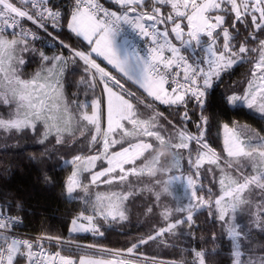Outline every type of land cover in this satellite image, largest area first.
<instances>
[{
  "label": "snow or ice",
  "instance_id": "1",
  "mask_svg": "<svg viewBox=\"0 0 264 264\" xmlns=\"http://www.w3.org/2000/svg\"><path fill=\"white\" fill-rule=\"evenodd\" d=\"M24 3L31 4L34 15L17 7L12 0H0V103L8 106L7 113L0 114V132L20 133L27 129L35 134L37 125L42 124L43 131L39 133L37 142L43 144L53 136L56 145H63L66 135L75 139L73 129L79 127L81 136L85 130L92 132L90 144H102V151L96 155H76L66 162L74 166L65 181L66 194L71 197L78 190L83 191L86 196L85 211L90 208L92 213L85 215L81 212L72 220L71 231H92L103 235L95 223L97 217L105 221L127 219L125 202L133 195L132 191L110 190L92 194L89 193L90 185L99 181L108 186L115 183L119 187L128 182L129 176H140L145 172L155 176L158 168L162 172H170V168L166 169L161 164L166 152L157 151L156 147L172 150L174 165L178 163L180 153L187 150L189 167L195 170L197 176L205 165H208L206 171L209 173L214 168L219 169L218 192L208 188L207 198L197 196L194 182L189 178L190 202L187 207L177 209L186 212V217L169 222L155 235L133 243L127 253L132 254L139 244L172 233L179 225L188 223L191 227L193 212L204 208L210 214L215 213L223 225L224 234L230 241L231 264H264V254L257 255L258 251H264V245L252 244L253 228L264 233V136L247 128H230L224 124L226 157H222L208 143V117L204 115L208 90L213 86L214 79H219L221 73L233 65L255 56L253 79L248 81L244 93L225 95L223 99L233 106L246 105L264 118V39L258 35L264 34V0H117V4L123 7L119 14L104 9L97 0H74L67 26L76 35L88 40L89 44L94 43L95 47L86 53L71 49L63 42L61 44L69 48L73 60L79 58L84 62L85 72L91 75L90 87H94L97 80L102 82L103 91L107 93L106 128L101 125L98 99L70 104L65 97L62 77L67 61L62 55L49 57L40 52L41 61L51 66L42 67L31 79L21 78L18 69L25 64L23 54L35 51L31 49L29 38H37L35 33L22 26L21 19L26 18L45 29L44 21L51 22L55 27L61 17L59 9L51 6V0H24ZM165 5L171 9L166 14L161 11ZM226 17L231 20L230 24L226 22ZM185 20L187 32L182 27ZM237 23L248 33L243 40L239 39L243 33L237 28ZM124 25L150 38L153 46L141 54L138 48L129 47L127 37L119 42ZM170 33L182 47H199L205 55L189 63L181 48L172 43ZM93 37L96 39L93 40ZM249 41L257 46L249 47ZM92 53L104 56L122 77L143 89L153 101L187 109L188 101L194 100L195 107L200 109L199 122L195 124L197 132L192 133L186 127V122H191L187 110L181 116V125L168 121L173 129L168 132L159 122L163 114L157 112L152 104H144L137 98L138 104H142L149 113L144 117L137 105L132 103L133 94L116 76L101 68L92 59ZM113 133H118L120 139H115ZM123 142H127L128 147L122 146L120 151L110 152L113 145ZM146 152L150 153L151 160L138 168L136 161ZM100 159L106 160L108 167L92 173L89 185L82 184L81 174L91 172ZM126 165L129 167L126 168ZM245 165L250 168L247 174ZM101 177L107 178L101 181ZM178 178L172 177L173 180ZM45 180L48 178L45 177ZM213 180L216 181L215 176ZM170 183L171 180L162 185L163 192L168 191ZM157 184L161 182L157 181ZM253 189L260 190L256 201L251 199ZM155 195L158 200L160 193ZM245 210L251 217L248 225L237 222L238 214ZM171 215L167 209L162 213L165 221ZM19 222L18 217L8 215L4 206L0 205V264H53L57 258L59 264H77L71 257L46 253L41 243L43 238L35 241L19 238L12 231L13 225ZM212 238L216 239L215 236ZM189 251L192 259L187 264H207L205 250ZM212 252L215 253L216 249ZM78 264H133V261L81 257ZM151 264L177 262L151 261Z\"/></svg>",
  "mask_w": 264,
  "mask_h": 264
},
{
  "label": "trees",
  "instance_id": "2",
  "mask_svg": "<svg viewBox=\"0 0 264 264\" xmlns=\"http://www.w3.org/2000/svg\"><path fill=\"white\" fill-rule=\"evenodd\" d=\"M104 1L123 10V7L116 2ZM148 11L151 9L148 8ZM226 22L230 24L231 20L226 17ZM236 26L243 33L239 38L243 40V37L247 36L248 33L239 23ZM169 27L171 26L169 25ZM258 35L264 39V34ZM170 37L179 45L181 44L174 38V34L170 33ZM48 38L53 43L52 45L34 39L29 40L31 49L35 51L30 50L23 54L25 64L18 69L21 78L31 79L32 75L42 67L51 66L41 61L40 52L49 57L62 55L65 58L68 55L66 69L62 77L67 100L72 104L75 101L90 102L99 98L100 89L97 82L94 87L89 86L91 75L85 72V64L79 58L73 60L69 48L63 46L68 45L71 49L83 51L80 43L64 31H57L56 36H48ZM78 40L82 42L79 38ZM248 46L255 48L257 45L249 41ZM182 50L194 59L199 58L200 52L195 47L192 49L182 47ZM95 60L100 67L117 76L124 87L133 94L132 101L144 117L149 113L142 104H138L137 98L142 100L144 104H152L157 112L163 114L159 122L167 128L168 132L173 130L168 121L177 126L181 125V116L185 110L191 117V122H186L187 129L192 133L197 132L195 124L199 122L200 109L195 107V102L189 100L187 109H185L183 106L169 107L158 101H153L101 58L95 57ZM254 60L255 56L222 72L220 78L216 79L213 86L208 90L204 110V115L208 117L206 138L222 157H226L221 137L222 124H235L238 127L254 125L260 128L261 124L264 123V118L246 105L233 106L227 104L223 99L225 95H232L233 93L242 95L244 93L248 81L253 79ZM7 111L8 106L0 103V114H6ZM42 131L43 125L38 124L35 134L27 129L20 133L6 134L0 132V205L9 212L22 217L24 220L23 227L29 232L40 233L44 230L51 236L72 237L74 232L71 231V222L81 212H85L84 199L86 196L80 190L73 193L72 197L66 195L65 181L72 169V164L66 162L71 161L76 155L84 156L93 152L100 143L90 144L91 133H85L81 136L80 128L76 127L73 129L75 139H70L66 135V142L63 145H56L53 136L41 144L37 140ZM122 146L128 147V143H118L112 150H120ZM154 147H156L155 144ZM156 150L166 152V158H162L161 164L166 169L170 168V172H162L158 168L155 176H150L146 172L140 176H129L128 182L120 184L119 187L115 183L112 186L103 183L89 189V193L92 194L105 193L110 190L132 191L133 195L125 202L127 219L105 221L103 218L97 217L95 223L103 235L95 234L92 231L77 232L76 237L72 238L127 252L133 243H137L142 238L147 239L149 235H155L156 231L161 227H166L167 223L184 219L187 213L177 211L179 208L187 207V198L182 185L179 183L169 184L168 191H162V185L168 182L167 177L173 173L183 172L193 175L199 183L198 196L203 195L207 198L206 189L208 188H211L214 193L218 192L219 169L214 168L213 172L209 173L206 171L208 165H205L200 169L197 176L195 170L189 167L187 150L180 153L179 161L175 165L172 162V150L159 147H156ZM144 156L147 161L151 160L149 152L145 153ZM86 174L88 175L89 172ZM213 176L216 177V181L213 180ZM45 177L48 180H45ZM86 177L85 180L88 179ZM157 181H160L161 184H157ZM156 193H160L158 200ZM259 196L257 194L256 198ZM148 209L151 211L149 212ZM165 209L172 213L168 221H165L162 216ZM192 220L191 227L188 223L179 225L172 233H165L156 240L139 244L133 253L157 260L177 263L184 261L187 264V261L192 259L190 249L205 250L207 264H231L230 241L224 234L223 225L218 221L215 213L210 214L207 209L200 208L193 212ZM213 236H215V240H213ZM252 237L253 246L264 245V233L253 228ZM213 249H216L215 253L212 252ZM262 254L264 251L257 252V255ZM80 255L82 254L76 255L77 263Z\"/></svg>",
  "mask_w": 264,
  "mask_h": 264
},
{
  "label": "built area",
  "instance_id": "3",
  "mask_svg": "<svg viewBox=\"0 0 264 264\" xmlns=\"http://www.w3.org/2000/svg\"><path fill=\"white\" fill-rule=\"evenodd\" d=\"M17 7L22 8V10L29 11L30 14L34 15V9H32L31 4H25L24 0H12ZM97 2L104 8L112 12H117L118 14L121 13L123 10H120L104 0H97ZM74 5V0H51V6L54 8L59 9L61 12V17L57 26H53L51 22L44 21L45 29H41L37 27V25L33 24L31 21H28L26 18L21 19V24L24 28L30 29L33 33H35L34 40L41 41L48 45H52L53 43L50 41L48 36H56V32L64 31L67 34H70L76 41L80 43L83 51L90 52V49L84 45L82 42L78 40V37L68 28V22L70 21L71 10ZM68 18V19H67ZM147 26V23H146ZM124 31L119 36L121 39L129 40L130 44L129 47H136L141 51V54H144L147 49L151 48L153 45L150 41V38L143 37L139 35L136 31H134L130 26L124 25ZM159 27V26H158ZM11 30H9L10 32ZM48 35V36H47ZM33 40L29 38V40ZM58 39V37H56ZM59 40V39H58ZM173 43V41H172ZM175 44V43H173ZM176 45V44H175ZM182 54L188 58L189 63L194 62L196 59L190 57L187 53L182 52ZM195 102L194 100H191ZM8 215L13 217H18L20 222L18 224H14L12 231L21 239H27L30 241H35L37 238H43L41 243L43 245V249L46 253L55 254L59 253L61 256L71 257L73 260L76 261L77 254H89L93 256H99L104 258H114L117 261L121 260H131L133 264H151V261L157 262H174L168 260H157L145 256H141L138 254H128L127 252L117 251L109 248H105L102 246L95 245L90 242L77 240L76 233H72V237H55L47 234L44 230L40 233H32L24 229V220L22 217L9 212L8 210L4 209ZM94 246V247H91ZM53 264H59V259L55 260ZM179 264V263H177Z\"/></svg>",
  "mask_w": 264,
  "mask_h": 264
},
{
  "label": "rangeland",
  "instance_id": "4",
  "mask_svg": "<svg viewBox=\"0 0 264 264\" xmlns=\"http://www.w3.org/2000/svg\"><path fill=\"white\" fill-rule=\"evenodd\" d=\"M171 9H170V6H168V5H165V6H163L162 8H161V11L162 12H164L165 14L168 12V11H170ZM218 14H223V13H218ZM186 24H187V21L185 20V21H183L182 22V27H185V32H187V28H186ZM171 26V25H170ZM171 38V37H170ZM93 39H96V37H93ZM118 41L119 42H123V39H121L120 37H118ZM173 41V43H175L176 44V46L177 47H180L181 48V52H184V50H182V46H181V44L179 45L178 43H176L174 40H172ZM84 45H86V44H84ZM87 46V45H86ZM88 47V46H87ZM93 47H95V44L93 43L92 44V46H91V49L93 48ZM89 48V47H88ZM188 48H194V46H188ZM196 49H197V51L199 50V54H198V56H199V58L201 57V56H204L205 54L203 53V51L201 50V48H199V47H195ZM82 52H85V51H82ZM185 53V52H184ZM54 56V55H53ZM68 56V55H67ZM65 57V59L67 60V58L68 57ZM92 59L93 60H95V57L92 55ZM198 59V58H197ZM96 61V60H95ZM83 62V61H82ZM84 63V62H83ZM97 63V62H96ZM98 64V63H97ZM236 65V64H235ZM86 66V65H85ZM234 66V65H233ZM102 68V67H101ZM65 69H66V64L64 65V72H65ZM254 70V69H253ZM106 71V70H105ZM106 72H109V71H106ZM110 73V72H109ZM112 75H114L113 73H111ZM115 76V75H114ZM117 77V76H116ZM118 79V78H117ZM216 79H214V81H215ZM214 81H213V83H214ZM122 84V83H121ZM97 85L99 86V98H97L99 101H100V106H101V125H102V127L103 128H106V126H107V93L106 92H104L103 91V85H102V82H100V81H98L97 80ZM111 86V85H110ZM137 88H139L137 85H135ZM124 88H126V87H124ZM140 89V88H139ZM114 90H116V91H121V89H119V88H115ZM143 90V89H142ZM123 94V93H122ZM125 98L126 99H128L129 97H127V96H125ZM75 102H77V101H75ZM83 102H88V101H83ZM132 103H133V101H132ZM134 104V103H133ZM138 108V107H137ZM91 111V109H89V112ZM257 114H259V115H261L260 113H258V111H256V110H254ZM143 118V117H142ZM224 124H227V123H224ZM224 124H222V127H221V136H222V139H223V143H224V138H225V129H224V127H223V125ZM229 125V127L231 128V127H236V128H247V129H250V130H252V131H254V132H257V133H259L261 136H264V123L263 124H261V127L260 128H257V127H255L254 125L252 126V125H241V127H238V126H236L235 124L234 125H232V124H228ZM126 126H128V125H126ZM85 133H91L90 135H92V132L91 131H89V130H85ZM243 135V134H242ZM113 137L115 138V139H117V140H119L120 139V136H119V134L118 133H113ZM246 138V137H245ZM209 143V142H208ZM118 145V143L117 144H115V145H113L111 148H110V152H116V151H114V150H112L114 147H116ZM209 145L213 148V149H215L210 143H209ZM115 149V148H114ZM121 150V149H120ZM120 150H117V151H120ZM216 150V149H215ZM100 151H102V144L100 143V145L93 151V152H90V153H88V154H86V155H84L83 157H86V156H91V155H96L97 154V152H100ZM217 152V151H216ZM146 154H147V152H146ZM145 156H143V157H141V158H139L137 161H136V166L139 168V167H141L145 162H147V160L144 158ZM241 163H243V161H241ZM73 165H72V169H71V172L73 171ZM108 167V164H107V161L106 160H104V159H100V160H97L96 161V163H95V168H93V171H91V172H89V174L87 175L86 174V172H88V171H85V172H83L82 174H81V181H82V184H85V185H89V182H90V179H91V174L92 173H94V172H99V171H101L102 170V168H107ZM126 168L127 167H129V165H126L125 166ZM227 170V169H226ZM71 172L68 174V176L71 174ZM245 172H246V174L248 173V172H250V168H249V166L248 165H245ZM233 175H235V173H233ZM67 176V177H68ZM85 176H87L86 178H88V179H86L85 180ZM172 177H179L178 179H172ZM189 178H191L192 180H193V182H194V188H195V191H196V195H197V188H198V186H199V183H198V181H197V179L193 176V175H190V174H187V173H183V172H177V173H173V174H170L168 177H167V180H168V182L171 180V183L170 184H176V183H179V184H181L182 185V187H183V189H184V193H185V195H186V198H187V203H186V206L188 205V203L190 202V199H191V197H190V192H189V188H188V184H187V181H188V179ZM67 179V178H66ZM104 179H106L105 177H101V181H103ZM98 184H103L102 182H97L95 185H90L89 186V189L93 186H96V185H98ZM66 192V191H65ZM100 193V192H99ZM260 195V190L259 189H253V192H252V196H251V199L253 200V201H256L258 198H256V195ZM67 195V194H66ZM68 196V195H67ZM198 196V195H197ZM68 197H70V196H68ZM72 197V196H71ZM84 214L85 215H91L92 213H91V210H90V208H89V210L88 211H85L84 212ZM250 220H251V217H250V215H249V213H248V211L247 210H245V211H243L242 213H239L238 214V216H237V222L238 223H240V224H250ZM107 221H111V220H107ZM242 222H244V223H242ZM81 223H86L85 221H81ZM74 233H77V232H74ZM81 257H83V258H86V259H95V260H105V261H107V260H116V259H114V258H104V257H99V256H93V255H89V254H82V255H80V257H79V259L81 258ZM79 259H78V262H79Z\"/></svg>",
  "mask_w": 264,
  "mask_h": 264
},
{
  "label": "crops",
  "instance_id": "5",
  "mask_svg": "<svg viewBox=\"0 0 264 264\" xmlns=\"http://www.w3.org/2000/svg\"><path fill=\"white\" fill-rule=\"evenodd\" d=\"M110 1H113V2H116L117 3V0H110ZM75 34V33H74ZM76 35V34H75ZM82 42H84L88 47H89V49H90V51H91V46H92V44H89V42H88V40H86V39H84V37L83 36H78V35H76ZM93 40H95V39H93ZM92 55L94 56V57H98V58H101L107 65H109L111 68H113L115 71H117L118 73H119V71H118V69H116L113 65H111V64H109V62H108V60L104 57V56H102V55H99V54H97V53H92ZM120 74V73H119ZM121 76H122V74H120ZM124 79H126L127 80V78L126 77H123ZM128 81V80H127ZM129 82H131V81H129ZM132 84H134V85H136L135 83H133V82H131ZM140 90H142L141 88H140ZM146 95H147V93L144 91V90H142ZM148 96V95H147ZM150 97V96H149ZM151 98V97H150ZM153 99V98H152ZM222 137V136H221ZM222 141H223V139H222ZM224 144V143H223ZM78 264V263H77Z\"/></svg>",
  "mask_w": 264,
  "mask_h": 264
}]
</instances>
